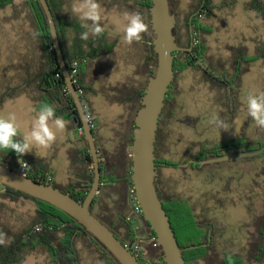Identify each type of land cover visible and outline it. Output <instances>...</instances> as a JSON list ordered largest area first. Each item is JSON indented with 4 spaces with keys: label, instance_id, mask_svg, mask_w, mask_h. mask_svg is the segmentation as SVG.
<instances>
[{
    "label": "rangeland",
    "instance_id": "374dc122",
    "mask_svg": "<svg viewBox=\"0 0 264 264\" xmlns=\"http://www.w3.org/2000/svg\"><path fill=\"white\" fill-rule=\"evenodd\" d=\"M249 1L214 0L215 6L222 7L214 10L213 18L205 20L212 33L202 36L206 52L200 66L217 75L225 70L229 74L226 78L230 80L234 73L231 68L233 50L246 49L245 54L239 52L235 57L239 68L247 65V59L258 57V60L249 64L236 93L228 97L207 83L199 70L188 69L177 74L173 85L175 120L164 127L169 132V147L162 156L169 161L179 162L187 158L194 161L200 144L214 145L238 136L247 141H264V129L256 127L247 117L242 103V98L249 91L264 90V57L261 58L264 55V21L248 10ZM173 2L182 19L191 0ZM102 10L104 17L117 25L120 15L112 18L109 11ZM38 41L32 15L27 9L23 8L17 15L12 10H0V99L20 88L26 63L32 58L30 54L40 48ZM114 77L119 79L121 73L116 72ZM31 106L33 103L29 99L20 96L7 102L0 111L14 112L24 132L30 128ZM101 110L103 124L111 125L118 109H111L109 115L106 108ZM214 115L230 126L228 131L209 123ZM56 150H59L58 143L50 152ZM71 152H75L73 147ZM56 162L62 165L59 157ZM160 174L178 195L191 200L198 215L204 214L213 220L216 232L223 230L227 249L236 252L248 241L249 232L253 230L247 227L248 224L264 210V158L214 164L196 170L164 166ZM7 204V209L0 213V219L12 229H20L28 223L36 208L31 200ZM79 248L82 264H106L86 246L79 244ZM22 264H48V260L43 253H33Z\"/></svg>",
    "mask_w": 264,
    "mask_h": 264
},
{
    "label": "trees",
    "instance_id": "16d2710c",
    "mask_svg": "<svg viewBox=\"0 0 264 264\" xmlns=\"http://www.w3.org/2000/svg\"><path fill=\"white\" fill-rule=\"evenodd\" d=\"M139 2L145 9V16L150 24L149 10L151 7V0H139ZM47 3L53 13V9L55 10V8L52 0H47ZM170 3L176 20L174 27L176 44L182 48H189L191 46L189 33L190 27H192L195 34H197L198 38H200L199 44L193 45L192 53H174L173 69L175 77L171 86L174 85L178 73L188 69H193L201 71L204 80L211 86L216 87L217 91L222 96L228 97L229 95L235 94L241 77L249 70V64L258 60V57L247 59V65L239 68V63L235 62V57L239 52L243 54L246 49L241 47L240 49H235V51L233 50L235 53L232 55L233 61L231 62V68L234 70V73L230 80L226 78L229 74L225 70L222 71L221 75H217L209 68L203 70L197 62L203 59L206 52V46L203 43L204 41H202V36L212 33L211 27L205 23V20L213 18L215 16L214 10L216 8H221L222 5L215 6L214 0H191L189 10L185 13L184 17L180 19L173 0H170ZM17 6L27 9L32 15L34 27L39 40L38 42L41 50V57L39 59L37 58L38 60L34 57L30 59V63L26 64L27 68L21 78L22 85L18 89V92L8 93L6 98H11L20 93H24L32 100L36 109H38L41 104H50L55 108L56 116L63 117V119L66 120H71L74 125L79 128L81 126L80 116L70 94L68 93L63 75L60 71L56 55L52 47L50 30L39 2L37 0H0V10H4L7 7L15 8ZM247 8L249 11L253 12L257 18L264 21V0H250L247 3ZM198 14H202L203 16L201 20L197 18ZM152 38L153 33L151 30L149 59L151 68L145 79L142 92L138 94V104L130 117V145L132 143L133 130L135 128L134 118L137 110L141 106L140 100L143 96L148 78L151 75L152 68L154 66ZM62 54L68 69L74 62H77L78 84L76 87L83 90L84 95L82 97V101L87 103L85 90L80 79L82 59L77 56H66L63 51ZM93 57L94 56L92 55L91 58ZM263 57L264 55L261 56V58ZM36 63L37 66H34L35 71L32 72L31 65H36ZM6 98L0 99V106ZM175 107V98L173 95H170V92H168L165 98V106L159 118L158 130L156 132L154 151L156 171L158 173V182L160 185L159 190L161 191L163 198V208L169 217L177 243L179 247L184 250L182 256L185 260V264H195V262L199 259L208 260V252L210 249L206 244L209 241L208 237L211 232L213 234L215 233L214 235L217 236L221 235L223 230L216 232L213 220L207 218L206 216L199 219L195 214L196 209L194 208L191 200L188 197L178 195V193L174 190V187L164 182L161 177L160 169L162 167L169 166L178 168V164H184L189 161L187 158L180 160L179 162H173L162 156V153L168 151L169 147V132H163V129L175 120ZM85 112L86 114L92 113L89 106L85 109ZM82 138L84 139L83 136ZM263 147V140L253 142L249 140L247 141L244 137L238 136L230 141L214 145L200 144L197 156H195L193 160L200 161L232 153H248L258 151ZM187 151H189V149ZM18 158L19 157L12 150L7 152L0 151V163L6 164L11 169H14L17 166ZM255 158H264V154L239 161H249ZM130 160L129 150V168ZM88 161L91 162L89 155ZM189 168L194 169L193 165H190ZM128 172L127 179H124L122 183L124 185H129V190L131 183L130 170ZM39 173L41 174L40 176L30 169L27 176L33 180L47 184L45 178L47 175H50L49 172L45 171ZM105 174L101 173V183L103 185L100 187V193L92 202L91 212L114 234L119 241H121L124 246H126L135 240V236L137 234L134 226L126 220L130 209L127 204L128 190L125 195L120 191V189H114L115 193L121 196L120 200L114 204V208L117 209V211L119 210L121 213V216L117 219L116 225H113L104 216L96 214L92 211L93 207L98 205L102 206L106 213L112 215V212L106 208V204L101 202L100 198L105 184H111L114 182L107 176V173ZM92 179L93 174L91 173L85 187H79L77 184H71L67 188H60L59 186L54 185L53 182L50 184L63 193L69 194L76 201L82 203L89 192ZM23 200H31L35 204L36 208L34 215L30 218V221L20 229H12L0 219V234H3V238L5 240L3 244H0V264H22L25 259L33 253H43L46 255L48 264H82L79 244L86 246L91 252L98 254L100 259L106 264H117L107 251L93 237L87 234L74 219L45 202L35 200L25 194L0 185V213L7 209V203H15ZM247 227L252 228L253 230L249 232V239L246 242V245L238 249L235 253L232 252V254L225 256L223 264H231V261L233 260H236L238 263L246 261V264H258L264 261V218L260 219L255 216ZM141 231H150V227L146 222L143 223ZM187 247L194 248L186 249ZM142 254L153 264H157L156 260L160 259L159 252L152 249L149 245L143 246Z\"/></svg>",
    "mask_w": 264,
    "mask_h": 264
},
{
    "label": "crops",
    "instance_id": "0c3cea01",
    "mask_svg": "<svg viewBox=\"0 0 264 264\" xmlns=\"http://www.w3.org/2000/svg\"><path fill=\"white\" fill-rule=\"evenodd\" d=\"M98 2L102 9L109 11L112 18L125 11L139 12L149 25V30L143 34L142 41L126 45L122 43L120 35L115 32L117 29L113 20L104 17L101 21L105 28L104 34L99 37L90 36L85 41L80 38L81 32L84 31L81 21L70 11L72 0H52L55 8L52 15L63 53L66 56H77L82 59L80 79L85 90L87 104L96 121L94 138L101 173H107V176L114 181L111 184L106 183L100 195L101 202L106 204V208L112 212V215L106 213L105 209L98 205L94 206V213L104 216L109 222L116 225L121 213L114 208V204L120 200L121 196L116 194L114 189H120L126 195L129 186L122 182L127 179L130 170L128 164L130 116L138 104V94L142 92L145 79L151 68L149 64L151 26L139 0H98ZM5 9L12 10L14 15H17L23 8L17 6ZM92 55L93 58H91ZM30 57L39 59L41 57L40 48L30 54ZM34 66H37V63L31 65L32 72L35 71ZM113 66L116 68L112 69ZM26 68L25 66V71ZM116 72L121 73L119 79L114 77ZM20 96H25L32 102L26 94L20 93L14 97L6 98L0 109H3L7 102ZM102 107L106 108L107 115L112 113L111 109H118L114 113L115 117L111 125L103 124ZM33 109H36L34 103L30 109L31 119L34 115ZM66 121L68 122L66 130L57 141L58 151L33 149L32 152L19 157L17 164L21 159L26 161L29 163L30 169L39 176L41 175L39 172H49L53 184L60 188H67L71 184L85 187L89 175L93 174L92 163L88 161L90 154L87 143L79 134L74 123L71 120ZM72 147L75 151L73 154ZM58 157L61 159L62 165L57 164L56 158ZM130 213L129 209L127 216Z\"/></svg>",
    "mask_w": 264,
    "mask_h": 264
},
{
    "label": "water",
    "instance_id": "95a60500",
    "mask_svg": "<svg viewBox=\"0 0 264 264\" xmlns=\"http://www.w3.org/2000/svg\"><path fill=\"white\" fill-rule=\"evenodd\" d=\"M37 1L45 15L50 30L52 47L68 93L80 116L81 126L79 128L82 129L83 137L87 143L93 167V179L89 192L82 203L52 185L33 180L28 176H22L17 170L2 163H0V185L45 202L74 219L87 234L107 251L117 264H139L128 248L91 212L92 202L100 193L101 187L100 163L94 132L86 120L82 99L77 94L69 69L64 61L56 24L47 0ZM149 13L153 33L154 66L140 100L141 106L134 118L135 128L129 149L131 158L130 188H132L136 201L142 209L141 223L146 222L157 236L164 264H185L182 256L184 250L179 247L169 217L163 208V198L158 188L154 151L159 118L165 106L166 95L175 77L174 53H192V27L189 29L191 46L182 48L175 42L174 27L176 20L170 0H151ZM197 62L200 64V61ZM262 154H264V147L258 151L232 153L200 161H188L177 166L186 168L192 164L196 169H202L209 165L250 159ZM21 161L23 160L21 159ZM127 204L131 209L129 200H127ZM191 248L194 247H187L186 249Z\"/></svg>",
    "mask_w": 264,
    "mask_h": 264
},
{
    "label": "clouds",
    "instance_id": "9594fccd",
    "mask_svg": "<svg viewBox=\"0 0 264 264\" xmlns=\"http://www.w3.org/2000/svg\"><path fill=\"white\" fill-rule=\"evenodd\" d=\"M70 11L81 21L84 29L80 35L82 40L87 41L90 36L99 37L104 34L105 28L101 24L104 13L98 0H72ZM116 29L122 43L132 45L142 41L149 25L141 13L125 11L120 14ZM242 103L247 117L251 118L256 127L264 129V90L249 91L242 98ZM33 111L30 128L24 132L14 112L0 111V151L12 150L18 157H23L33 149L49 150L57 143L68 122L56 116L55 108L47 103ZM209 123L224 131L230 128L217 115L212 116ZM21 163L26 166L23 161ZM4 242L3 234H0V244Z\"/></svg>",
    "mask_w": 264,
    "mask_h": 264
},
{
    "label": "built area",
    "instance_id": "2783aa9c",
    "mask_svg": "<svg viewBox=\"0 0 264 264\" xmlns=\"http://www.w3.org/2000/svg\"><path fill=\"white\" fill-rule=\"evenodd\" d=\"M197 18L201 20L203 18L202 14H198ZM191 33H192L193 45H198L199 39H198L197 34H195L193 29ZM69 73H70L72 83L76 87V85L78 84V64L77 62H74L70 66ZM76 91H77L78 96L82 99L84 95L83 90L81 88L76 87ZM82 105H83L84 110L88 108V104L83 101H82ZM86 120L90 124L91 129L94 130L95 124H96L94 115L92 113H87ZM78 132L81 136H83V131L81 128H78ZM23 163L26 164L25 167L20 162L19 164H17L14 170H17L18 173L22 176H27L30 170V165L26 161H23ZM45 179H46L47 184L49 185H51L50 183L53 182V179L50 175H47ZM127 200H129L130 202L131 213L127 216L126 220L134 226V229L137 231V234L135 236V240L132 243L126 245L125 247L128 248L130 253L136 258L139 264H153L147 258H145L142 254L143 246L149 245L152 247V249H155L159 252L160 259L156 260V263L157 264L164 263L156 234L151 229L150 231H141L143 227V223H141L142 209L140 205L138 204V202L136 201L132 188L129 189Z\"/></svg>",
    "mask_w": 264,
    "mask_h": 264
},
{
    "label": "flooded vegetation",
    "instance_id": "af4514ba",
    "mask_svg": "<svg viewBox=\"0 0 264 264\" xmlns=\"http://www.w3.org/2000/svg\"><path fill=\"white\" fill-rule=\"evenodd\" d=\"M202 69L205 70V68H202ZM173 88L174 87L172 85L170 87V91H168V92H170V95H173ZM163 132H166V131L163 129ZM194 161H199V160H194ZM190 165H192V164H190ZM189 166L186 167V168L189 169ZM194 170H196L195 167H194ZM157 181H158V176H157ZM159 187H160V185H159V182H158V188ZM92 211L94 212V207H93ZM197 213L198 212L195 210L196 216H198V218H200V219H202V217L205 216L204 214L198 215ZM256 217H258L260 219H263L264 218V210L258 212ZM214 234L211 232V234L208 237L209 241L206 244L209 247V249H210L209 252H208V254H209L208 260L199 259V260H197L195 262V264H223L224 263V257L227 256L228 254H232V251L227 249V246L224 244V241H223L224 232L221 235H217V236H215ZM245 245H246V243L243 246H241V247H244ZM233 253H235V252H233ZM231 264H246V261H241L240 263H238L236 260H233V261H231ZM258 264H264V261L261 262V263H258Z\"/></svg>",
    "mask_w": 264,
    "mask_h": 264
}]
</instances>
